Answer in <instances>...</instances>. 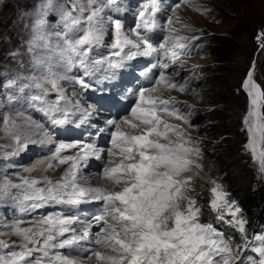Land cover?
Here are the masks:
<instances>
[{
	"label": "snow or ice",
	"instance_id": "snow-or-ice-1",
	"mask_svg": "<svg viewBox=\"0 0 264 264\" xmlns=\"http://www.w3.org/2000/svg\"><path fill=\"white\" fill-rule=\"evenodd\" d=\"M161 3L162 0H148L142 6L138 12L140 22L131 35L123 32L119 17L111 15L121 11V0H71L70 7L54 0L42 4V10L60 9L63 28L50 32L45 21L39 19L29 50L35 52L42 46L50 54L58 53L59 59L35 57L39 75L31 77L19 90L53 128L74 123L69 117L77 114L81 124L88 123L93 114L99 115V109L120 106L117 91L105 95L107 85L99 89L94 85L114 80L116 70L130 67L129 62L137 57L156 54L157 63L143 73L154 84L133 90L132 98L125 97L127 104L123 105L130 114L105 120V127L99 130L111 137L102 176L95 178L103 179V186H93V178L82 170L90 157L104 159L94 145L57 142L47 125L31 117L22 124L4 120L11 128L6 135L14 141L6 158L27 154L34 147L47 148L51 155L24 169L27 173L43 171L42 178L25 176L19 178V183L7 179L0 183V200L15 202L22 215L57 205L63 209L34 216L27 221L28 227H21L24 220L4 225L8 231H0V237L15 236L19 241L0 238V264H264V234H254L249 239L240 207L229 201V193L215 180L209 181L212 186L208 189V207L217 213L218 220L240 234L243 243L234 249L230 234L201 220L194 181L203 173V153L202 142L192 135L196 129L191 119L195 110L188 106L185 115L175 97L164 98L165 91L190 90L189 79L180 83L167 72L182 64L180 57L190 54L200 37L185 43L188 38L176 34L173 27L180 23L179 17H169L167 24H159L156 14L161 11ZM210 11L204 8L205 14ZM158 28L169 35L155 47L151 40ZM106 29L115 34L110 46L105 44ZM53 35L54 48L50 43ZM257 39L264 40V33ZM104 47L110 48L107 56L97 51ZM153 69L160 70L158 77L152 74ZM253 72L254 69L249 71L242 84L249 96V112L244 119L248 142L244 147L254 162L259 161V171L264 173V117L259 111L262 94L253 81ZM65 82L72 86L71 96ZM111 87L122 90L116 83ZM81 90H92L93 94L98 90L102 94L84 106L74 99ZM52 93L55 100L49 99ZM74 148L79 149L74 155L63 154ZM60 165L68 167L59 179H51L47 173ZM90 203L101 205L99 214L82 221L77 213L85 211L84 206ZM225 215L231 219L225 220ZM94 227L99 231L94 232Z\"/></svg>",
	"mask_w": 264,
	"mask_h": 264
},
{
	"label": "rangeland",
	"instance_id": "rangeland-1",
	"mask_svg": "<svg viewBox=\"0 0 264 264\" xmlns=\"http://www.w3.org/2000/svg\"><path fill=\"white\" fill-rule=\"evenodd\" d=\"M172 2L184 5L172 15L173 18L179 17L180 20V23L173 25L177 29L176 34L187 37L185 43L192 41L193 37L201 38L203 35L210 42L206 45L200 43L199 51L194 56L186 58L184 64L179 63L178 69L174 68L169 72L173 77L177 76L176 73L185 72L180 75H186V79L190 78V90L186 93L166 92L180 101L182 110L188 113V106L195 110L191 119L196 129L192 130V135L202 142L200 146L203 156L217 157L219 153L217 145L220 143L224 146V154L220 155L221 163L235 177L234 190L244 193L251 179L264 182V173L259 171V161L254 162L251 152L244 147L248 142L244 119L249 112V96L242 87L249 71L254 69L253 81L260 87L262 94L259 111L264 117V47H262L264 40L257 39L258 34L264 33V0H190L189 3L185 0H172ZM44 3L46 0H0V183L5 179L14 183V180L5 178V174L9 173L7 168L10 163H14L12 160L16 157L9 155L6 158V153H11L14 147V141L6 135L11 128L6 127L4 120L7 118L17 124L27 120L24 115L17 113L16 105L14 106L15 100L18 102L20 98L16 92L31 77L39 75L34 58L48 59L53 54L42 46L37 47L35 52L29 50L33 45L35 25L42 18L50 32L54 33L63 28L60 24V9L42 10L41 6ZM54 3L70 7L71 0H54ZM204 8L211 11L205 14ZM218 9H221L220 15L215 13ZM215 37L223 38L219 47L224 50L221 58L213 54V51L218 50ZM4 42L6 45L2 46ZM50 43L54 48L56 45L54 35L50 37ZM212 77H219L221 84L215 103V96L206 85L212 81ZM9 84H15V87H8ZM191 89H195V92ZM23 94L25 96V93ZM25 105L30 106L29 103ZM216 117L219 120L214 122L213 119ZM215 132L217 137L212 140L210 135ZM205 141L211 144L204 146ZM36 162L26 163V168ZM22 173V177L31 176L36 179L45 175L43 171L27 173L22 170ZM54 174L55 172H49L48 176L59 177V174ZM15 179L19 180V177ZM228 199L235 201L237 205L235 199L229 197ZM2 201L4 200H0V203ZM198 206L201 207L199 202ZM210 212L212 221L207 219L205 223L212 224L221 232L231 230L238 234L225 221L218 220L217 213L212 210ZM229 219L231 217L225 215V220ZM213 220L221 223V227H216ZM0 238L19 241L15 236Z\"/></svg>",
	"mask_w": 264,
	"mask_h": 264
},
{
	"label": "trees",
	"instance_id": "trees-1",
	"mask_svg": "<svg viewBox=\"0 0 264 264\" xmlns=\"http://www.w3.org/2000/svg\"><path fill=\"white\" fill-rule=\"evenodd\" d=\"M221 9L215 11L218 15H220ZM214 41H217L216 47L218 50L213 51V54H216L217 57L221 58L224 54V50L219 48L222 45L223 38L215 37ZM6 45L2 43V46ZM212 81L207 82L206 85L209 86V91L212 95L215 96V102H217V94L221 88V84L219 83V77H212ZM219 118L213 119L214 122L218 121ZM212 140H215L217 137V133H213L210 135ZM204 146L211 144L210 142H203ZM218 148V156L212 157L210 155H205L202 158L201 163L203 164V173L201 174V178H197L194 181V187L196 189L195 195H197L198 202L201 204V219H206L207 217L211 218L212 212L208 207V201L210 199V194L208 193V189L212 186L209 182L210 180H215L217 183H220L224 190L229 193L230 199H235L237 202V206L241 209V216H243L247 223L246 229L248 233V237L252 238V236L264 234V182L261 180L251 179L248 183L244 193H239L235 188V177L229 173L227 167H224L221 163L220 155L224 154V146L220 143L217 145ZM204 189V190H203ZM217 225V222L215 223ZM233 238V247L234 245H239L242 243L240 234L233 232L231 234Z\"/></svg>",
	"mask_w": 264,
	"mask_h": 264
},
{
	"label": "bare ground",
	"instance_id": "bare-ground-1",
	"mask_svg": "<svg viewBox=\"0 0 264 264\" xmlns=\"http://www.w3.org/2000/svg\"><path fill=\"white\" fill-rule=\"evenodd\" d=\"M183 7H184V5H181L177 9H181ZM181 62L183 63L184 60L181 61ZM68 95H72V92H69ZM169 96H171V95L168 94V92L165 91L164 92V98H168ZM84 174L87 175V176H89V177H91V178H93V186H97V185L103 186L104 185V181L102 179H95L96 177H100L99 174H96V173H93V172H90V171H84Z\"/></svg>",
	"mask_w": 264,
	"mask_h": 264
}]
</instances>
